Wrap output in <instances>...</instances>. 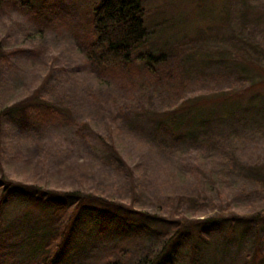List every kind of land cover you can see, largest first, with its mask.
Masks as SVG:
<instances>
[{
    "label": "rangeland",
    "instance_id": "obj_1",
    "mask_svg": "<svg viewBox=\"0 0 264 264\" xmlns=\"http://www.w3.org/2000/svg\"><path fill=\"white\" fill-rule=\"evenodd\" d=\"M140 1L147 38L127 74L134 77L133 83H118L109 76L99 79L81 52L79 44L89 36L96 0H32L34 17H44V25L26 13L0 19V42H6L1 50L27 52L15 60V70L0 69V184L5 186L0 188V264L43 263L41 242L54 227L52 210L35 204L29 194L41 197L49 191L89 196L86 207L76 208L53 264H101L121 239L119 224H128L136 239L143 234L138 231L139 216H119L109 204L172 219L169 196L184 211L187 206H214L206 214H188L191 221L216 218L204 237L208 248L197 234H183L185 241L179 243L173 264H187L194 245L218 259L227 244L239 260L250 254L264 264L262 227L256 228V239L244 237L241 226L250 224L255 214L250 205L264 199L259 185H264V0ZM159 54L166 65L156 64L150 75L146 63L155 62L149 55ZM30 80L36 82L35 100L50 97L61 108L54 123L8 114L10 93H20L21 85ZM206 84H221L230 93L204 105L203 121L199 116L186 120L181 135L155 125V109L172 112L180 107L179 117L195 111L199 100L194 97ZM23 100L21 106L33 102ZM204 146L209 152L205 157L198 149ZM223 146L230 155L221 153ZM19 153L43 160L44 166L20 164ZM108 153L130 163L127 186L112 177L98 185H74L63 180L67 174L57 173L61 161L109 160ZM151 230L143 234L140 248L154 243Z\"/></svg>",
    "mask_w": 264,
    "mask_h": 264
},
{
    "label": "trees",
    "instance_id": "obj_2",
    "mask_svg": "<svg viewBox=\"0 0 264 264\" xmlns=\"http://www.w3.org/2000/svg\"><path fill=\"white\" fill-rule=\"evenodd\" d=\"M92 6L93 16L89 36L81 39L79 44L82 54L85 55L90 65L96 70L95 72L98 74L99 79L110 77L118 83L128 80L131 81L129 83L136 82L134 77L129 78L127 74L130 67L135 64L137 59V54L135 57V53L144 45L147 38L146 11L142 2L140 0H96ZM31 8H33L32 0H0V19H4V16L7 15L9 20L14 14L26 13V15L35 18L40 25H44V17L40 15L34 17V14L37 12L34 8ZM3 46H6L5 40H1L0 42V69L15 70L17 65V63H14L15 60L19 55L26 54L27 52L20 49L10 50L8 53L6 51L3 52L1 50ZM149 57H153L152 59H154L155 62V64L146 63V69L150 75L155 73L158 64L166 65V63L162 61L164 57L163 54H159L157 57L149 55ZM152 59L150 58L149 61ZM115 67L118 72L114 69ZM60 71L63 72L65 69L62 68ZM31 81L33 83L29 84ZM29 82L21 85L20 93H10L12 104L8 106L10 107L8 109V114H29L33 116L36 121H41L44 124L54 123L61 115V108L50 97H40L38 100H35L33 91H35L34 87L36 82L35 80H30ZM218 85L217 88H213L211 85L206 84L207 88L206 86L200 88V93L194 97L195 100H199V103L194 108L195 111H189L192 112L191 114L183 113L182 116L179 117L177 113L180 107H176L172 112L155 109V117L152 119L153 122L158 128L165 131L169 130L170 134L181 135L182 129L185 125H188L186 120L190 118L195 120L196 117L199 116V122L203 121L205 118V116H202L205 111L204 105L207 102L214 104L221 96L224 97L223 94L230 93L228 88L225 89L221 84ZM214 93L219 96L217 98H211L210 95H214ZM21 95L33 100V102L27 106H21L20 103L24 101V97L20 98ZM176 95H180V93ZM122 107L123 105L118 106L119 112H122ZM1 116L2 113L0 112V117ZM109 138H112L110 132ZM216 144L217 146L220 145L218 142ZM198 149L200 150L199 152L203 153V157L207 156V153H209L206 151L207 148L205 146ZM221 153L223 155H230L229 148L223 146ZM106 157H110V159L105 160V158L92 157L88 158L87 161H80L76 158L67 162L61 161L56 165L57 173H61V175L67 174L68 178L65 177L63 180L71 184L74 183V185H83L85 183L98 185L101 183V179L110 180V177H112L116 179V182L122 187L127 186V183H129L128 178L131 176L130 163L125 162L122 157L116 153H108ZM16 161L23 165H26L25 163H27V161L29 163L33 162L32 164H34V167L37 165L41 167L44 166L43 160L35 159V157H29L27 159L21 153L16 156ZM3 172L4 168L0 161L1 177ZM2 181V178H0V183ZM141 182L144 183V180ZM259 185L264 188L262 183H259ZM2 187L5 186L0 184V188ZM254 187L256 188L257 185ZM32 189L35 190L36 187ZM29 195L32 196L35 204L39 206L42 205L43 208L52 210L51 218L54 227L48 239L41 242V246L43 247L42 264H53L59 246L68 232L69 223L72 220L71 218L76 208L80 209L86 207L85 203L89 200V196H77L75 192L65 193L57 191L46 192L44 196L41 197L32 193ZM158 199H160L159 201L162 200L161 198ZM256 201L258 204L254 206H259L260 208H255L253 205H250V208L253 207V209H255V214L249 218L251 221L250 224L247 223L241 226H243L242 229L245 228L244 237L248 236L257 239L256 228L261 226L264 232V209H261L262 206H264V199H257ZM169 203L171 208H173L172 219L159 218L156 214L150 215V212L147 211H132L130 207L121 205L118 202L110 203L109 205L115 207V212L119 216H122L125 212L128 215L139 216L142 220H140L138 231L146 236L148 233L146 230L152 229L151 233L155 234V238L153 241L154 243H145L147 246H144V249H142L138 244L142 242L141 239L144 238V235L138 234V239H136L135 236L132 237L128 224H119L117 226V232L121 235V239L112 252L108 253L109 256L106 257L101 264H173L179 249L178 245L179 243L182 245V242L185 241L183 234L186 233L197 234L198 239L202 241L201 245L203 248H208L209 245H207L204 237H206L205 234H207L208 229L211 227L210 223L216 218L192 219L191 221V219H187L186 216L188 214H206L213 211L215 209L214 206L211 204H202V206L193 207L187 206L189 210L184 211L183 209L185 208L182 209L172 196H169ZM244 209L247 210V206H245ZM3 217V209L0 207V225L3 221ZM182 231L184 233H182ZM71 236H76L74 230L71 232ZM262 239V241H264L263 237ZM203 248L194 245L192 247L190 260L187 264H258L255 262V257L250 256V254L245 255L243 259L240 260L237 255L232 256L230 253L231 247L228 244L223 247L224 252L218 259L210 258L211 256H208L207 253L205 255L202 251Z\"/></svg>",
    "mask_w": 264,
    "mask_h": 264
}]
</instances>
